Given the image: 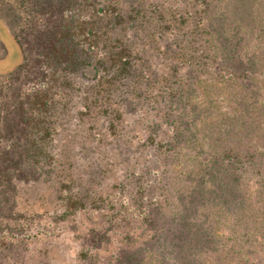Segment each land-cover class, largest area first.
Segmentation results:
<instances>
[{"label": "trees", "instance_id": "trees-1", "mask_svg": "<svg viewBox=\"0 0 264 264\" xmlns=\"http://www.w3.org/2000/svg\"><path fill=\"white\" fill-rule=\"evenodd\" d=\"M142 1L93 0L89 10L77 0H15L6 7L0 5L7 10L2 14L4 18L0 14V19L20 52L14 69L0 76V104H9L5 112L10 118L4 128L5 144L0 132V159L4 160L0 166V197L10 178L8 171L19 172L24 162L32 167L48 162L49 110L54 111L62 98L75 95L87 112L92 111L106 121L111 140L103 143L109 151L116 150L112 164L120 163L119 159L125 163L123 175L115 185L124 189L128 186L123 179L133 178L137 181L135 190L139 191L135 197L140 196L135 198L136 214L123 213V218L108 222L113 217L110 214L103 220L106 224L102 230L92 226L93 242L103 238L119 243L110 247L108 264H142L146 255L154 264H203L205 249L206 254L215 251L213 220L217 215L229 217L243 227L249 221L256 227L257 220L264 216L257 213L264 211L259 206L264 190L252 194L260 199L245 201L240 182L248 167L254 183L259 188L264 186V127L260 131L258 121L249 127L248 120L251 105L257 99L251 100L248 110L229 94L231 87L237 91L249 84L244 78H249L253 85L256 69L264 70L257 58L264 56L242 55L240 49L247 40L242 41V46L237 44L239 37L234 29L239 19L246 16L245 0L222 7L217 0H195L203 5V21L199 24L195 12L187 10L188 31L201 27L208 34L204 38L186 34L169 38L156 35L158 39L139 36L138 40V30L150 34L160 28L156 32L162 34L165 29L179 27L171 22L177 4L167 5L174 12L167 20L165 11L157 5L144 7ZM259 2L249 0V17L251 9L260 7ZM261 10L264 11L263 6ZM262 23L253 28L254 44H264ZM153 54L162 57L164 66L158 71L156 63L152 65ZM202 71L208 78L202 79L205 89L198 92L195 85L200 82ZM12 84H17L14 94L5 95L3 90ZM260 106L264 108V102ZM135 122V126L127 128ZM19 126L25 131L17 134ZM248 128L254 130L249 137L245 136ZM19 144L22 151L17 148ZM122 152L127 154L125 158L117 156ZM178 153L181 161L172 162L171 168L164 166L157 176L158 170L151 163L154 167L156 163L166 165L167 157L176 160ZM186 159L190 164H185ZM151 172L155 175L150 176L152 185L150 181L143 183ZM155 182H160L151 188L156 193L143 200V192L155 186ZM63 187L59 196L65 204L52 215L59 221L64 222L78 211L90 210L96 203L95 198L86 203V193L77 187L72 189L69 183ZM138 214V224L128 220ZM125 223L138 228L135 246H128L133 237L125 228H116ZM224 231L231 234L230 228ZM122 240L127 245H121ZM92 245L82 244L78 255L95 256L90 250Z\"/></svg>", "mask_w": 264, "mask_h": 264}, {"label": "rangeland", "instance_id": "rangeland-1", "mask_svg": "<svg viewBox=\"0 0 264 264\" xmlns=\"http://www.w3.org/2000/svg\"><path fill=\"white\" fill-rule=\"evenodd\" d=\"M14 1L15 0H0V5L3 3V6L6 7L7 4L10 5ZM77 1L82 5V8L83 6H87L89 10L93 0ZM126 1L129 0H125V2ZM239 1L238 4L240 5ZM4 2L6 3L4 4ZM217 2L219 6L222 7V5L227 3H235L236 0L233 2L228 0H217ZM244 2L245 4L243 5L246 8V16L239 19L240 23L237 25L238 29L237 27L234 29L237 37H239V42L237 44L242 46L244 43L242 41L247 40V42L244 43V47L240 49L242 55L245 54L247 57L251 55L264 56V44H254L253 41L256 36L253 28L256 27L259 22H263L261 27L264 30V11L261 10V7H264V0L259 2L260 7L251 9L252 15L250 17L249 0H245ZM173 3L177 4V6L171 22H174L179 27H171L169 31L165 29L162 31L164 32L162 34L156 32V30H160V28L156 29L154 32H150V34H147L145 30H138L135 31V36L138 37V40L139 36H141L140 38H142V36H150L158 39L156 35H164L163 37L166 38L173 36L184 37L186 34L193 38L201 36L204 38L208 36L201 27L194 29L191 33L188 31L190 27V16H188L187 10L195 12V17H198L199 24L203 21L200 19V16L204 15L201 2L195 0L142 1L144 7L148 5L149 7L151 5H157V7H159L158 9L162 12L165 11L163 13L167 20L171 19L169 15L174 14L167 5H173ZM211 3L213 4V1L209 4ZM214 8L221 10L218 6ZM84 12L88 13L86 10H84ZM4 13H7L6 8H0V14L2 15ZM130 15H133V13L130 12ZM153 15H155V12ZM153 18L155 19L154 16ZM217 20L219 21L220 19ZM157 22H163V20H157ZM220 22H223V20H220ZM226 24L228 23L226 22ZM174 30L177 31L175 32ZM151 52L156 53L157 51L152 50ZM19 53L18 44L4 27L0 19V76L14 69L19 60ZM161 58V56L155 54H153L151 58L152 65L156 63L155 66L157 71L164 66L163 62H161ZM257 60L262 63L264 69V58H257ZM246 66L249 68V65ZM243 67L244 65H240V68ZM263 72L256 69L253 85H251L249 78H244V82L249 83L245 88H236L237 91H235V88L231 87V92H229L231 97H234L235 100L238 99L239 104L244 107L247 106L248 110L251 100L253 98L257 99L256 102L251 105L250 112H252V115L248 120L250 121L249 127H252L250 125L258 121L259 124L256 126L260 128V131L262 127H264V108L260 106V104L264 102V84H262L264 82ZM90 73V71L87 72V74ZM207 78V74L202 71L200 74V82L195 85L198 92L205 89V82L202 79L205 80ZM221 79L225 81L224 84L227 83L225 78L222 77ZM234 84L236 85V83ZM22 86L26 88V85ZM253 86L254 90L251 89ZM7 87V89L3 90L5 95L8 93L14 94L17 84L16 86L12 84ZM23 87H20L21 91H23ZM219 89L222 88L219 87ZM70 92H72V90ZM74 92L75 91H73V93ZM55 97L58 96L55 95ZM62 99V101L56 102L54 111L49 110L50 116L48 115V119L50 122L48 136L50 139H48L46 147L51 157L48 162L45 164L38 163L33 167L28 162H24L25 164L23 163L19 172H14V170L8 171L10 178L6 181L7 184L4 189V194L0 197V264H108L107 260L111 258L110 250L112 248L110 249V247L118 246L119 243L109 240L108 242L103 240V238L97 239L96 241L94 240L93 242L92 239L94 235H92V233L95 231V227L102 230V227L106 224L103 220L110 214H113V217H109L110 219L108 222L113 219L118 220L120 217L123 218L121 216L123 213H137V211L133 209V207L136 206L135 198L139 199L140 197H135V195L139 193V191L135 190L137 181L133 178H124L123 181H126L125 185L128 187L121 190L115 185L119 180L118 177L123 175L122 168L125 167V163L120 161V159V163L118 164H112L111 162L112 160L115 161L116 150L109 151L103 143L106 139L111 140L109 128H106V121H104L103 118L101 120V116L93 114L92 111L87 112V110L81 106V103L76 100L75 95L71 98L65 97ZM0 106H3V109H0V132L3 136V141V138L7 136V132L4 128L7 121L9 122L10 119L6 117L7 115L5 112L9 104L2 103ZM137 123L138 122L129 123L127 128H130L132 125L135 126ZM125 127L126 124L124 125V128ZM16 131L17 134H19L21 126L16 128ZM22 131H25V128L22 129ZM245 131V136L249 137L254 130H249L248 128L245 129ZM131 140L133 143L134 140ZM3 144H5L4 141ZM3 144H0V150H2ZM17 148L22 151L23 146L19 144ZM117 156L120 158L124 156L125 158L127 154L122 152ZM176 157L177 159H172L173 161H171L170 157H167L166 162H169L166 163V165H158L156 163L154 167L151 163L152 168L158 170L156 175H160V170L164 168V166H166V168H171L173 166L172 162L179 163L182 159L181 154L178 153ZM140 159L141 158H137L139 161ZM132 160L131 158L130 164ZM3 162L4 160L0 159V166ZM185 164H190V161L186 159ZM138 166L139 163L136 164L135 172L138 171ZM176 169L177 168H174L173 170L176 171ZM245 170L246 171L242 174L244 176L240 180L245 190V201H249V198L253 200L255 198L260 199V196H253L252 194H254L256 190L263 191L264 186L259 188V186H257L259 184L254 183L255 179L249 177L248 167H246ZM261 173H263V171H260V174ZM150 176L155 175H152L151 172L143 183L146 181L149 182L151 180ZM256 177L261 178L259 176ZM256 181L258 180L256 179ZM68 183L72 186V189L77 187L78 190L86 193L83 198L86 203L89 200H93V198H95L96 203L90 210L78 211L62 222L52 215L63 208L65 200L62 201L59 194L62 192L60 191L62 187ZM159 183L160 182L156 184L155 182V186L143 192V200L145 197L154 194V192L156 193V190L151 188H156V185L158 186ZM150 185H152L151 181ZM111 193H114V195L111 196ZM157 198L161 197L158 196ZM107 200H112V203L106 202ZM263 200L264 198L262 197L259 206H263L264 209ZM261 209L262 208H260V210ZM257 213L261 216L264 215V211ZM133 216L136 217L131 216L128 220H132V222L138 224L141 215L138 214ZM101 221L103 223H101ZM248 223L243 227L242 225L233 223V220L229 217H220L217 215L213 220L215 227V238L213 240L215 251L209 254L207 253V255L206 252L208 249L205 247V252L202 254L203 264H264V216L263 219L257 220L256 227L253 226L252 222L249 221ZM76 224L78 226L74 229ZM119 226L125 228L124 231H127L133 237V242L128 243V246H135L139 240H137L138 228H130L129 224L126 223L124 225L118 224L116 228H119ZM225 228H230L231 234L226 233L224 231ZM76 232H80V235L75 234ZM116 236L118 235H115V237ZM84 243L94 244L90 247V250L96 253L95 256L82 258L78 255L80 252L79 248ZM123 243L124 240H122L120 244L127 245ZM146 252L148 253V249ZM142 260V264H154L149 255L144 256ZM114 264H117V262Z\"/></svg>", "mask_w": 264, "mask_h": 264}]
</instances>
